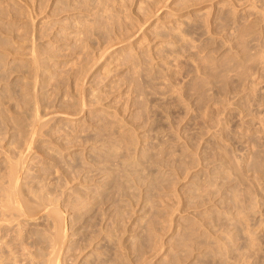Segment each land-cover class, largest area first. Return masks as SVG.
Returning <instances> with one entry per match:
<instances>
[{"label": "rangeland", "instance_id": "obj_1", "mask_svg": "<svg viewBox=\"0 0 264 264\" xmlns=\"http://www.w3.org/2000/svg\"><path fill=\"white\" fill-rule=\"evenodd\" d=\"M182 2L0 0V188L66 208L64 264H264V0ZM1 205L2 264L46 259Z\"/></svg>", "mask_w": 264, "mask_h": 264}, {"label": "bare ground", "instance_id": "obj_2", "mask_svg": "<svg viewBox=\"0 0 264 264\" xmlns=\"http://www.w3.org/2000/svg\"><path fill=\"white\" fill-rule=\"evenodd\" d=\"M149 1V0H148ZM160 3L161 1L163 0H159ZM187 1V0H186ZM158 2V1H157ZM183 2H185V0H183ZM182 2V3H183ZM191 2V0H190ZM195 2V1H194ZM155 4V2H153ZM164 3V2H163ZM189 3V2H187ZM165 4V3H164ZM190 4V3H189ZM194 4V3H193ZM152 5V4H151ZM158 5V4H156ZM181 5V4H180ZM186 5V3L184 4ZM190 6V5H188ZM152 7V6H151ZM155 7V6H153ZM152 7V8H153ZM161 7V6H160ZM180 7V6H179ZM182 7V6H181ZM180 7V8H181ZM156 8V7H155ZM176 9H179V8H176ZM153 10V9H152ZM181 10V9H180ZM153 12V11H152ZM146 14V13H145ZM146 16V15H145ZM140 17V15H139ZM126 18V17H125ZM138 18V17H137ZM144 18V17H143ZM140 19V18H138ZM142 19V17H141ZM146 19V18H145ZM136 20V19H135ZM144 20V19H142ZM149 20V19H148ZM133 21V20H131ZM147 21V20H146ZM134 23V22H133ZM137 23V21L135 22ZM139 23V21H138ZM141 23V22H140ZM145 23V22H143ZM142 24V23H141ZM126 25V24H125ZM129 25V24H128ZM133 26V24H130ZM136 25V24H135ZM140 25V24H139ZM128 27V26H127ZM138 27V26H137ZM136 27V28H137ZM124 28V27H123ZM133 28V27H132ZM135 28V27H134ZM121 30V29H120ZM128 30V29H127ZM137 30V29H136ZM135 30V31H136ZM130 31V30H129ZM125 33V31H123ZM127 32V31H126ZM119 33V32H118ZM144 33V32H143ZM119 36V34H117ZM120 36L122 37V33H120ZM126 36V35H125ZM128 36V35H127ZM111 37V36H110ZM113 37V36H112ZM124 38V37H122ZM118 39V38H117ZM128 39V38H127ZM110 40V39H109ZM125 40V39H124ZM123 40V41H124ZM121 42V40H120ZM33 132V130H32ZM31 132V133H32ZM32 136H33V133H32ZM27 142V141H26ZM29 145V144H28ZM28 145H25V146H28ZM29 147V146H28ZM26 147V148H28ZM30 148V147H29ZM28 148V149H29ZM11 158V157H10ZM9 160V159H8ZM12 160V159H10ZM16 160V159H15ZM19 159L15 162H13V160L8 164L9 168L6 172V175L4 174V176H6V179L4 177L3 179V185L4 186H1L2 188H0V190H2V198L3 200L1 199L0 200V203H2L1 207L4 208V209H11L13 210L12 212V215L14 216L13 219L21 215L25 216V215H29V214H34L33 210L34 208H37L39 210H44L45 211V214L48 218H51L52 222H53V226H54V230L50 231V234H49V237H48V257L46 259H43L42 261H39L38 260V263L36 264H64V259L62 257V245L64 243V240H65V237H66V232H67V227H66V222H67V218H66V214H65V209L66 208H61L59 205L57 206L54 201H56V199L52 196H50L49 194L46 195L45 194H41V195H37L35 196L36 199L35 201V205H31L29 202H28V198L26 200V197L25 199L22 198V195L21 192V188L20 186L18 185V181H19V178L18 175L20 176V174L18 173V171L22 168L23 165H21V167L19 166L21 164V160H20V163H18ZM20 167V168H19ZM19 168V169H18ZM3 172V171H2ZM21 173V171H19ZM2 174V173H1ZM1 184V183H0ZM2 185V184H1ZM23 188V187H22ZM41 188V187H40ZM39 188V189H40ZM30 189H31V185H30ZM24 190V189H23ZM35 190V189H34ZM43 190V188H42ZM29 191V190H28ZM27 191V192H28ZM48 191V190H47ZM1 192V191H0ZM24 192V191H23ZM22 192V193H23ZM26 192V193H27ZM37 192V191H36ZM40 192L42 193V191L40 190ZM25 193V194H26ZM49 193V192H48ZM35 195V194H34ZM25 196V195H23ZM29 196V194L27 195ZM31 196V195H30ZM32 197V196H31ZM34 199V198H33ZM75 206V205H73ZM10 211V210H9ZM2 212H6V210H3ZM11 212V211H10ZM15 212V213H14ZM5 214V213H4ZM3 214V216H4ZM2 215V214H1ZM10 218H4L2 220H0V224H4V221L5 223L8 224ZM3 222V223H1ZM17 226L19 227V229L22 228V225H21V222L18 220L17 222ZM5 225V224H4ZM3 226V225H2ZM4 227V228H3ZM3 227H0V232L2 233V230L4 229L5 230V226ZM8 227V226H7ZM6 227V229H7ZM9 228V227H8ZM10 229V228H9ZM18 229V230H19ZM21 231V232H20ZM22 233V230H19V232L17 233V236L19 238H21V236L23 235ZM26 234V233H25ZM74 235H76V233H74ZM79 236H77L78 238ZM23 238V237H22ZM26 239V238H25ZM44 238L40 237V236H36L35 238V241L34 243L38 244V243H41L43 241ZM85 240V239H84ZM91 242V237L88 239V240H85L84 243L83 241H81L78 245H77V242H72L71 244V247H68L67 251L71 250L69 253H65L66 257L70 258L71 256H73V252H72V249L75 248V249H79V251H82L85 247H86V244L90 243ZM37 249V248H36ZM38 250V251H37ZM37 250H34L35 253L32 252H29V254L27 256H30V260H28L26 262V264H35V258L36 256H40L42 253H41V248L39 247ZM62 250V251H61ZM40 251V252H39ZM97 254H100V252H98ZM2 255V254H1ZM2 257V256H1ZM65 258V257H64ZM27 260V258H26ZM100 260H102V256L99 255L97 256L93 261H89L90 263L89 264H97V262H99ZM3 261H0V264H2ZM32 262V263H30Z\"/></svg>", "mask_w": 264, "mask_h": 264}]
</instances>
